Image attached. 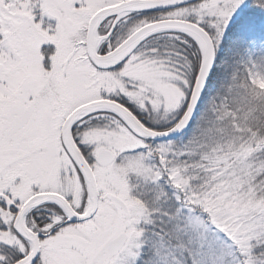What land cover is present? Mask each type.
I'll use <instances>...</instances> for the list:
<instances>
[{
    "label": "snow or ice",
    "instance_id": "1",
    "mask_svg": "<svg viewBox=\"0 0 264 264\" xmlns=\"http://www.w3.org/2000/svg\"><path fill=\"white\" fill-rule=\"evenodd\" d=\"M0 264H264V0H0Z\"/></svg>",
    "mask_w": 264,
    "mask_h": 264
}]
</instances>
